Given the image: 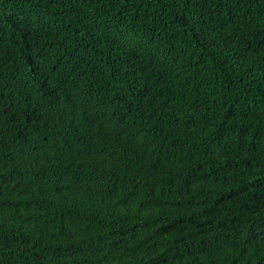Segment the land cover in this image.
<instances>
[{
    "label": "trees",
    "instance_id": "1",
    "mask_svg": "<svg viewBox=\"0 0 264 264\" xmlns=\"http://www.w3.org/2000/svg\"><path fill=\"white\" fill-rule=\"evenodd\" d=\"M0 264H264V0H0Z\"/></svg>",
    "mask_w": 264,
    "mask_h": 264
}]
</instances>
